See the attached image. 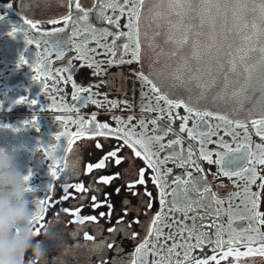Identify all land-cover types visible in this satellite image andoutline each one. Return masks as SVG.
<instances>
[{"label": "snow or ice", "instance_id": "obj_1", "mask_svg": "<svg viewBox=\"0 0 264 264\" xmlns=\"http://www.w3.org/2000/svg\"><path fill=\"white\" fill-rule=\"evenodd\" d=\"M99 3L98 18L114 26L116 31L97 29L88 23L96 4L85 6L81 0H75L76 10L83 14L77 20L71 13V0L68 14L58 18L34 20L21 15L22 24L11 23L8 21L13 9L11 2L0 14V26L10 28L0 34L12 40L18 34L24 37L25 47L16 67L27 66L35 73L31 79L42 82L45 94L49 86L43 81L52 76L53 52L57 60H64L70 51L76 53L65 66L55 70L64 84L71 82L74 90L73 103L69 106L61 97L56 110L79 111L80 107L89 105L104 111L124 105L130 110L128 99L118 101L94 91V87H100L98 84H78L73 79L77 72L73 64L76 60L82 61V66L91 69L95 76L106 71L102 68L104 63L109 67L136 63L139 67L134 73L141 84V96L149 105H142L141 110L158 113L155 119L147 122L139 119L133 123L134 117L100 120L94 112L89 119L72 120L75 131H69L67 122L56 117L64 130L54 139L59 142L62 137L66 138L67 144L63 148L60 143L51 147L37 144L36 150L43 151L52 161L49 164L51 179L43 186V195L33 198L29 225L35 237H40L43 230L51 241V245L45 244L49 256L45 264H69V256L79 264V255L86 257V264H255L257 257L264 260V211L260 210L264 196V0H99ZM21 8L24 10L25 5ZM108 10L111 15L107 14ZM41 23L63 24L42 33L44 36L62 33L71 24V36L65 42L44 40L41 50V41L28 38L22 26L40 32ZM82 23L87 26L82 27ZM77 37L81 38L78 42ZM109 37H112L110 42ZM121 39L125 42L119 46L117 59V42ZM33 45L36 51L30 58L29 46ZM98 49H103V53ZM101 55L106 57L105 61L96 59ZM87 79V74L81 73V80ZM100 96L102 99L96 98ZM153 98L155 105H152ZM51 99L55 104V97ZM16 103L35 106L38 102L21 96ZM178 109L186 114L181 116ZM165 116L168 127L161 128L158 120ZM207 118L225 126L223 135L210 127L207 132L199 130L208 124ZM38 119L32 116L23 123L39 131ZM177 119L181 121L179 132L198 141L200 159L216 166L214 176L233 180L237 188L241 187L238 181L244 182L242 204L247 214L234 209L231 200L227 209L222 207L225 200L212 191L205 169L193 158L195 153L191 148L185 150L179 135L163 142L173 132L172 125ZM190 120L193 121L191 127ZM221 123L216 125L217 129ZM149 124L153 126L151 129ZM249 127L254 129L260 143L253 141ZM20 130L12 128L13 132ZM237 130H242L243 135ZM149 131L152 135H148ZM205 136H218L216 140L209 138L208 143L216 144L219 150H207ZM225 137H230L231 141ZM77 141H84V145L74 151ZM81 148L88 155L98 150L100 156L95 161H85L81 168ZM166 150L167 155L162 157L161 153ZM69 154L74 157L71 162ZM169 162L179 168H194L199 175L186 171L183 176L176 175L169 181L173 172L166 167ZM81 174L89 177L87 186L84 182H72ZM25 181H32L31 172L25 176ZM54 181H61L62 188V195L55 201L50 195ZM149 184L157 190L155 196ZM27 191L35 193L36 189L29 183ZM242 193L237 191L231 196L240 197ZM63 202H69V206L60 207L54 220L46 226V213ZM154 202H158V210L153 213ZM84 208H89L91 214H82ZM105 208L106 211L100 210ZM201 210L204 215H199ZM62 213L71 217L65 228L75 226L69 235L76 239L82 232L85 243L77 240L69 245L63 232L55 230ZM176 213H180L179 219ZM221 214L228 217L226 225L218 222ZM210 218L211 223H203ZM197 220L201 222L199 227ZM101 221L109 225L108 235H104ZM236 221H247V227H235ZM173 225L178 226L175 232L170 230ZM88 226L93 227V234L85 230ZM125 241L134 245L133 251L125 252ZM209 245L211 255H194L196 250L203 253ZM53 249H59V255H53ZM80 249L84 252L76 251ZM150 256L152 260L148 259Z\"/></svg>", "mask_w": 264, "mask_h": 264}, {"label": "flooded vegetation", "instance_id": "obj_2", "mask_svg": "<svg viewBox=\"0 0 264 264\" xmlns=\"http://www.w3.org/2000/svg\"><path fill=\"white\" fill-rule=\"evenodd\" d=\"M11 2L13 4V9L9 12L8 21L11 23L20 22V16L25 15L28 18L36 19H45V18H58L61 15L68 14V3L69 0H0V14H3L6 11L5 5ZM107 2V0H104ZM72 7L71 13L74 20H77L83 14L76 10L75 8V0H71ZM81 3L85 6H91V4H96V10L90 12L89 14V21L91 25L95 26L97 29L102 28H109L111 31H116L114 26H109L106 21H103L98 18V11L100 8L99 0H81ZM25 5L24 10H22L21 5ZM109 15H111V10H108ZM125 20L121 19V24H123ZM7 23V22H6ZM24 29L28 32V38L35 37L36 40L41 41L43 50V41L48 40L50 43H55L56 41L65 42L69 39L72 33V25L69 24L67 29L62 33H57L53 36H44L42 33L49 32L53 27H63V24L60 25H51L46 23H41L39 25L40 32L36 30H29L27 25H22ZM82 27L87 26L86 24H81ZM10 30L8 27L0 26V33L6 32ZM80 37H77V42L80 40ZM112 37L108 38V42H110ZM125 42L123 39L117 42V59H119V46ZM93 45H89L92 47ZM25 47L24 37L22 34H18L15 40L7 37L6 35L0 34V149H4L14 155L20 167L22 168L24 174L28 175L30 172L32 173V181L29 183L36 189L35 193L30 194V199L35 197H39L43 195L42 188L46 185L50 178L49 175V164L52 163L50 159H48L43 151L36 150L37 144H45L51 147L56 143H60L62 148L66 147L67 140L66 138L61 139V141H55V135L58 134L59 131H63L64 127L61 123L56 120V117L59 116L63 118L65 122H67V127L69 131H75L76 125L72 124V120H77L80 117L85 119H89L90 116L95 112L100 120H108L112 117L119 116L122 118L127 117H134L133 123H136L139 119H144L146 122L152 119H155L158 115L156 112H148L142 111L141 106L148 107L147 99L142 98L141 96V84L138 80V77L135 75L134 70L138 69V65L133 63L132 65H119L114 64L112 66H108L106 63L102 64V68H105L106 71L102 72L99 76L92 75V70L87 69L86 66H82V61H73V64L77 66V72L73 76V79L77 81L78 84H82L83 86H87L89 82L93 84H98L100 87L97 89L94 87V91H99L100 93H106L110 99H116L118 101H122L123 99H128L130 101V110L121 105L117 109H110L108 111H104L103 109H97L93 105H89L87 107H80L79 111H64V110H56V106L61 103V97H63L64 102L67 105H71L73 101L71 100V96L73 93V89L71 87V82L64 84L63 80L60 76L56 73V69L58 67H63L66 65L67 60L76 55L74 51H70L64 57V60H57L56 54L53 52L51 57L52 64L50 65L52 69V76L48 77L43 82H46L49 86V91L45 94L44 89L42 87L41 81H33L31 79L32 73L31 70L27 66H23L21 68L16 67V62L18 60V56L20 53L23 52ZM31 50L30 58L34 57L36 49L33 46H29ZM103 49H98V52L103 53ZM129 57H125L127 59ZM97 60L105 61L106 57L101 55L96 57ZM81 73H86L88 76L87 80H81ZM66 76V74H65ZM59 90V91H58ZM144 91L147 92V86H145ZM21 96L28 97L29 100L35 99L37 100V105L33 106L30 103L24 104H17L16 100H18ZM151 96V93H149ZM51 97H55V104ZM97 99H102V96L96 97ZM152 105H155V100L153 98ZM181 116L185 115L183 109L177 110ZM32 116H38L37 127L39 131L36 129L25 126L24 121L30 120ZM208 124L202 125L200 131H208L210 127L212 131H219L220 135H223V130L225 126L215 119L207 118ZM168 120L165 116L164 119L158 120V124L161 128L168 127ZM181 121L177 119L175 123L172 125L173 132L169 133L167 137H165L164 143L167 142L169 139L175 138L179 135L183 140V146L185 150L191 148L192 151L195 153L193 157L201 167L205 169V175L207 176V183L211 185L212 191L217 195L218 198L225 200V204L222 206L224 209L229 207L228 201L231 200L232 207L234 209L239 208L242 214H247L243 212V181H238L241 185L240 188H237L236 185L233 183V180H229L227 177L219 176L216 177L213 174L216 173L217 169L215 165H208L206 161L200 159L199 153V143L198 141L191 140L187 137L186 133L179 132V125ZM193 121H189V127L192 126ZM221 123L220 129L216 128V125ZM114 124V121H113ZM6 125H11V127H5ZM149 129L153 126L149 124ZM12 128H20L19 132H13ZM139 131V129H137ZM241 135H243L242 130ZM249 132L252 133V139L255 143H260L261 140L259 137L255 135L254 129L249 127ZM148 135H152V132L149 131ZM216 140L218 136H205V144L204 147L209 150H219L217 145L214 143H208V140ZM226 140L231 141L230 137H225ZM101 142L103 143V139L101 138ZM84 141H77L76 144L73 146L74 151L78 146H83ZM90 146V145H89ZM235 146V145H233ZM81 157V168H83L85 161H95L97 157L100 156V152L97 150L92 155H88L83 151L79 153ZM167 155V150L161 153V156ZM73 155L69 154V161L73 160ZM215 158V157H214ZM132 163H135L133 161ZM166 167H170L173 169L172 176L169 177V181L173 179L176 175L183 176L186 171H193V175H199L195 172L194 168H179L176 167L175 164L169 162ZM235 179V178H233ZM89 177L86 175L81 174L78 178H74L72 180L73 183L75 182H84L87 186ZM54 190L50 195L52 196L53 201L58 199L62 195V188H61V181H54ZM174 186V185H173ZM149 190L153 191L154 196L157 194V190L154 188L153 185L149 184ZM256 188L253 186V191ZM70 191H73L70 189ZM111 191V189H109ZM240 191L242 195L240 197H232L231 194L234 192ZM193 195H195L193 193ZM71 199V198H70ZM113 200L118 203V199L113 196ZM69 206V202H63L60 205H55L51 207L49 211L45 215V223L47 226V222L53 221L55 217L56 211L60 207H67ZM34 208V206H33ZM105 210V209H100ZM100 210H97L100 211ZM158 210V202H154V208L152 212ZM261 211H264V196H262L261 202ZM82 214H91L89 208H84ZM205 213L203 210L200 211L199 215H204ZM189 215H196V213H189ZM176 218H180V213L175 214ZM115 218V217H114ZM143 219V217H141ZM71 219L66 214H61V222L55 225V230L62 231L64 234V239L67 241L69 245L75 244L77 240L80 243H85L83 241V233L81 232L80 235L73 239L69 232L72 231L75 226L74 225H67L65 228V224L67 221ZM228 217L226 215L221 214L219 218V223H224L226 225ZM212 222V219H208L203 221L204 224H209ZM187 223L191 224V221H187ZM201 222L197 220V226ZM101 224L104 225L105 232L104 235H108L106 232L108 224H105L104 221H101ZM235 227L244 228L247 227V221H236ZM177 225H173L170 229L172 232L177 230ZM90 234H93L94 229L91 226L85 228ZM165 232H168L169 229H164ZM214 232V229L211 230ZM227 238V237H225ZM37 241L43 242V247L45 248V244L51 245V241L47 236L44 235V231L42 230L40 237H35ZM213 239L215 236L213 235ZM150 243L154 241L150 240ZM90 243V242H89ZM125 252H131L134 250V245L131 242L125 241L123 245ZM211 245L206 246L204 248V252L201 253L199 250H196L194 255L203 256L204 254L211 255ZM46 250V260L49 259L48 250ZM79 253H83L84 250H76ZM59 249H53V255H59ZM112 252L109 251V257H111ZM149 260H152L153 257H148ZM69 264H77V259H73L71 256L68 257ZM79 264H86V257L84 255H79L78 257ZM92 260L95 261L96 257L93 256ZM25 264H31V255L28 254L25 257ZM255 264H264V260L257 257L255 258Z\"/></svg>", "mask_w": 264, "mask_h": 264}, {"label": "clouds", "instance_id": "obj_3", "mask_svg": "<svg viewBox=\"0 0 264 264\" xmlns=\"http://www.w3.org/2000/svg\"><path fill=\"white\" fill-rule=\"evenodd\" d=\"M25 176L17 158L0 149V264H23L28 254L31 264L46 262L43 242L35 239L29 227L33 199Z\"/></svg>", "mask_w": 264, "mask_h": 264}]
</instances>
